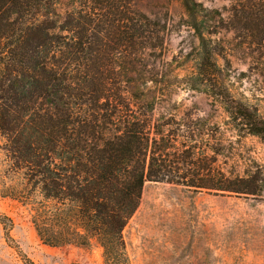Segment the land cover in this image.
<instances>
[{"label": "trees", "instance_id": "16d2710c", "mask_svg": "<svg viewBox=\"0 0 264 264\" xmlns=\"http://www.w3.org/2000/svg\"><path fill=\"white\" fill-rule=\"evenodd\" d=\"M95 2L99 8L58 13L51 0H0V134L7 157L0 196L31 205L44 244L97 243L107 264H129L124 229L148 180L257 196L264 166L254 161L244 175L228 174L219 163L221 143L181 133L174 114L155 116L166 92L149 88L158 79L141 60L163 46L155 22L138 8L130 16L124 0ZM182 2L200 46L196 71L186 79L222 102L239 134L264 141L260 110L222 96L213 76L218 64L206 37L213 31L203 25L212 10ZM0 223L13 226L7 215Z\"/></svg>", "mask_w": 264, "mask_h": 264}, {"label": "rangeland", "instance_id": "374dc122", "mask_svg": "<svg viewBox=\"0 0 264 264\" xmlns=\"http://www.w3.org/2000/svg\"><path fill=\"white\" fill-rule=\"evenodd\" d=\"M51 1L58 13L85 4L90 9L99 6L95 0ZM124 1L130 16L138 8L155 22L154 33L163 41L141 57L147 75L158 79L157 84L150 81L149 88L166 92L155 116L174 114L181 133L191 132L209 145L221 143L219 163L228 174L244 175L254 161L264 166V141L239 134L227 122L222 102L186 79L196 71L200 46L182 0ZM197 1L212 10L203 25L205 32L213 31L206 37L212 39L209 47L218 64L213 76L222 96L256 106L264 116V0ZM128 57L139 59L135 54ZM4 144L0 134V173L7 164ZM261 183L263 192L254 196L148 180L124 229L129 264H264V170ZM31 212V205L0 196V215L13 221L10 230L0 223V264H107L97 243L44 244Z\"/></svg>", "mask_w": 264, "mask_h": 264}]
</instances>
